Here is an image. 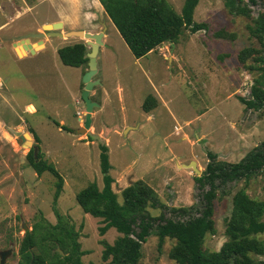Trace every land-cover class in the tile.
Returning <instances> with one entry per match:
<instances>
[{
  "label": "rangeland",
  "instance_id": "rangeland-1",
  "mask_svg": "<svg viewBox=\"0 0 264 264\" xmlns=\"http://www.w3.org/2000/svg\"><path fill=\"white\" fill-rule=\"evenodd\" d=\"M30 1L36 3L33 2L36 0ZM78 1L87 30L104 21L105 14L97 0ZM166 1L176 13H181L185 0ZM6 3L7 6L17 4L16 0H0L2 6L6 7ZM250 9L255 18L262 10L260 2L257 0ZM33 14L44 21L53 17L55 11L42 5ZM193 20L206 23L207 27L196 33L183 30L178 41L170 44L169 51L160 47L163 56L151 63L146 57L136 60L106 19L109 47L97 53V73L93 80L101 83L89 96L100 106L92 112L100 111L99 117L93 119V125L97 123V133L88 134L86 138L85 134L76 132L79 122L75 116L77 110L85 112L81 96L86 68L63 65L57 54L52 56L50 49L47 56L18 62L12 57L9 46L0 44V80L7 90L0 89V100L6 93L17 109V114L11 115L0 110L5 122L16 126L6 128L0 124V253L11 251L6 264H17L20 242L39 222L40 216L51 225L57 224L55 211L78 233V242L84 252L82 263L105 264L100 242L113 245L120 235L115 229H109L100 236L101 221L83 213L76 202L77 194L88 185L103 189L101 146L107 147L108 176L113 180L111 189L120 204L121 191L142 181L154 190L158 199L157 207L149 208L148 213L153 217L176 219L171 213L173 209L201 208L200 179L197 178L204 175L209 153H233L229 149L233 145L236 147L234 142L239 133H246L256 145L264 142V109L247 111L239 100L249 98L253 82V75L237 61L240 50L258 46L247 30L250 21L228 15L222 0H200ZM28 21H31L30 15L19 23ZM219 31L233 34L235 39L215 38L214 34ZM79 42L86 41L72 38L65 44ZM56 45L59 42L54 40L53 46ZM39 65L49 67V78L37 76L35 68ZM49 69L44 70L47 73ZM155 88L160 92L161 103L147 121L141 106L147 96L154 95ZM28 104L36 108L35 115L23 112ZM248 113L250 115H246ZM60 119L66 128L58 131L53 122L58 123ZM29 130L39 136L38 143ZM100 131L105 132L104 135H99ZM13 132L29 134L32 146L39 148L62 177L63 189L56 206H53L56 180L48 172L40 177L36 175L26 160L29 146ZM195 134L203 139L197 141ZM247 155L248 152L241 150L227 159L235 164ZM191 162L196 163L199 175L185 167ZM239 189H245L252 199H264V176L218 189L213 204L216 233L205 237L204 250L217 252L226 242L225 220L231 212L232 195ZM174 243L167 238L159 248L157 230L153 227L142 244L138 264H175L168 257ZM257 260L263 261L264 257Z\"/></svg>",
  "mask_w": 264,
  "mask_h": 264
},
{
  "label": "trees",
  "instance_id": "trees-1",
  "mask_svg": "<svg viewBox=\"0 0 264 264\" xmlns=\"http://www.w3.org/2000/svg\"><path fill=\"white\" fill-rule=\"evenodd\" d=\"M104 14L112 23L132 56L138 60L157 51L164 44L176 43L183 30L196 33L207 27L206 23L193 20L194 10L200 0H185L178 14L166 0H97ZM261 12L254 18L250 6L257 0H222L223 7L230 16L243 17L250 21L247 26L249 36L258 46H249L240 50L237 61L243 69L253 75L249 99H239L247 110L264 109V0H258ZM215 38L234 40L233 34L219 31ZM89 50L85 43L79 42L57 50L60 62L72 68L87 67ZM155 101L147 96L142 111L149 113L155 108ZM60 128L59 124L53 122ZM64 129V128H63ZM35 142L39 139L32 130ZM38 149L35 159L33 150L26 155L29 167L40 177L48 172L56 180L53 206L63 189V179L54 166L44 158ZM101 172L103 189L91 184L80 191L76 202L83 213L99 219L102 227L99 235L109 229H115L120 237L113 245L101 241L102 260L105 264H138L141 259V247L155 227L159 239V248L165 239L175 243L168 257L175 264H264L257 258L264 257V199L255 200L248 196L245 189H239L231 198V212L225 220L224 234L227 238L220 250H204V239L215 235L213 204L221 186L239 181L249 182L253 177L264 176V142L250 152L237 164L217 161L209 153L204 175L199 180L201 208L173 209L176 219L163 216L153 217L149 208L157 207L154 190L142 181L132 183L121 191L122 203L117 201L108 176L107 147L101 146ZM57 224L51 225L42 216L32 231L22 238L18 250L17 264H83L84 252L78 242V233L66 218L55 211ZM37 248V253L34 249Z\"/></svg>",
  "mask_w": 264,
  "mask_h": 264
},
{
  "label": "crops",
  "instance_id": "crops-1",
  "mask_svg": "<svg viewBox=\"0 0 264 264\" xmlns=\"http://www.w3.org/2000/svg\"><path fill=\"white\" fill-rule=\"evenodd\" d=\"M16 2H17V4L11 3V4H8V6L6 3V7L2 6V4H0V44H5V45L9 46L12 57L18 62H22L25 59H29L30 57L47 56L48 49H50L52 56H54L57 54V50L59 48L67 46V44H65L66 41H69V39H72V38L66 39L64 37L53 36V37H44L43 39H26L24 41H21L22 39H24L25 36L43 33L42 27L44 25H51V24L58 23V22H60L63 25L62 30L59 32L61 34H66L68 32H77V31L91 32L94 34H102L103 35L101 38L102 46L99 47L98 52L102 49H106L109 47L110 34L108 32L107 25H106L107 24L106 15L104 16L105 18H104L103 22H97L96 24L91 26V30H87L86 29L87 26L83 22L82 17H81L82 11H81L80 4H79L80 2L78 0H36V1H33V2H36L35 4L34 3L32 4L31 3L32 1H30V0H16ZM95 3L96 2L93 1L94 8H96ZM20 4H22L23 6ZM28 4H30V5H28ZM42 5H47V7H49L51 10L55 11V14L53 15V17L46 19L44 21L38 20L37 16L33 13L38 7H41ZM27 15H30L31 21L19 23L21 21V19L23 17H26ZM54 40L58 41L59 45L53 46ZM39 42H41V44H39ZM85 44H86V42H85ZM86 46H87V44H86ZM87 48H88V50H90V48L88 46H87ZM161 48H163L164 51L165 50L169 51L170 44H164L163 47H161ZM161 50L162 49L159 48L158 51L151 52L148 55H146L145 57L151 63H153V62L157 61L158 56H163V53ZM32 51H33V53H32ZM145 57H143V58H145ZM143 58H141V59H143ZM85 68L86 69H85L84 73H86L89 70L88 65ZM44 69H49V67L44 66V65H39L38 67L35 68V73H37V76H39V77L43 76L42 78H44V77L49 78V76L51 75V70L49 69V71L46 73V71ZM96 73H97V71H96ZM98 82L101 83L100 81H98ZM3 86H4L3 81L0 80V89L7 91L5 89V86L4 87ZM92 95L93 94L91 91L89 96H92ZM151 97L154 99V101L156 103L155 108L152 111H150L149 113L143 112L142 108H141L142 113L147 115V118H146L147 121L151 120L152 116L150 114L152 112H154L161 103L160 92L158 89H156V88L154 89V95H151ZM77 102H79V101L76 100L75 104ZM97 107L100 108L99 104L97 105ZM30 108L32 109L31 111H29ZM0 110H3V111L5 110L4 113L7 112L10 115L11 114H17V109H16V105L14 103V100L12 98H9L6 93H4L1 96ZM77 111H80V110H77ZM23 112L26 113L27 115H30V116H33L37 113L36 108L32 104L26 105ZM76 112H75V116H76ZM99 112L100 111H95L92 114L91 126H90V129L84 135L85 138H86V135H88V134L92 136V135H95L97 133V128H96L97 123L95 125H93V119L99 117V116H97ZM83 113H85V112H83ZM246 115H250V114L248 113ZM76 118H77V121L79 122L78 128L80 130L83 128L82 127L83 123L78 119L77 116H76ZM188 123L189 122H187L186 124H188ZM0 124L6 128L16 127L15 125H9L8 123L5 122L3 116L1 115V111H0ZM58 124L60 126V128L58 127V131H61L62 128H66L63 120L60 119ZM139 126H140V124H139ZM139 126L136 127V129L139 128ZM69 128L70 127H68V129ZM33 130L36 133L35 129H33ZM79 130H77L76 132H78ZM102 133L103 132L100 131L99 135H102ZM104 133H103V135H104ZM36 137H39V136L37 135ZM33 138H34V136H33ZM195 138L198 141L199 139H203V136H199V135L195 134ZM237 140H239V141H237ZM237 140L234 142L236 144V147L231 143V145H233V147L229 149L233 153L227 152V154H226L225 152H223V153L220 152V153L216 154L219 161L222 160L224 162L230 163L232 160H228L227 158H229V156H232V154H238V153H240L241 150H245L246 152H249L252 148L257 146L255 144V142L251 141V138H248L246 133H239V138ZM107 142H108V140H106V143ZM251 145H252V147L250 148ZM177 167H179V164H177Z\"/></svg>",
  "mask_w": 264,
  "mask_h": 264
},
{
  "label": "water",
  "instance_id": "water-1",
  "mask_svg": "<svg viewBox=\"0 0 264 264\" xmlns=\"http://www.w3.org/2000/svg\"><path fill=\"white\" fill-rule=\"evenodd\" d=\"M62 28H63V25L60 22L54 23L51 25H44L42 27L43 33L25 36L24 39H22L21 41H24L26 39H43L44 37H53V36L64 37L66 39L78 38L80 40L86 41L87 46L90 48V52L87 55V58L89 60L88 61L89 70L86 72V74L84 75V78H83V82L85 83V88H84V91H83L82 96H81L82 102L85 105V117H84V121H83V128L77 132L78 134L82 135V134H86V132L90 129L91 121H92L91 120L92 112H93V109L97 107V104L92 102L91 99L89 98V94L93 90V88L95 86H97L99 83L98 81H93L92 79L95 76L96 71H97V69H96V56H97L99 47L102 46L101 38L103 35L102 34L84 33L82 31L68 32L66 34H61L59 32L62 30ZM39 44H41V42H39ZM32 53H33V51H32ZM13 135L15 137L19 138L22 142H24L26 145H28L30 149L33 150L34 157L36 159L38 149L36 146H32L31 136L29 134H26V133L22 134L21 132H13ZM185 167L191 168L192 171L196 175L200 174V172L197 169L196 164L194 162H191L190 164H188ZM10 254H11L10 250L1 252L0 253V264H6V260L10 256Z\"/></svg>",
  "mask_w": 264,
  "mask_h": 264
},
{
  "label": "built area",
  "instance_id": "built-area-1",
  "mask_svg": "<svg viewBox=\"0 0 264 264\" xmlns=\"http://www.w3.org/2000/svg\"><path fill=\"white\" fill-rule=\"evenodd\" d=\"M77 105L79 104V102L76 103ZM76 116L78 117V119L83 123L84 121V117H85V113L77 111L76 112Z\"/></svg>",
  "mask_w": 264,
  "mask_h": 264
},
{
  "label": "flooded vegetation",
  "instance_id": "flooded-vegetation-1",
  "mask_svg": "<svg viewBox=\"0 0 264 264\" xmlns=\"http://www.w3.org/2000/svg\"><path fill=\"white\" fill-rule=\"evenodd\" d=\"M249 97H250V94H249ZM248 99H249V98H248ZM245 109H246V108H245ZM246 110H247V109H246ZM247 111H248V110H247ZM249 111H250V110H249ZM262 143H263V142H262ZM262 143H261V144H262ZM258 146H259V145L255 146L251 151L248 152V154H249L250 152H252V151H253L256 147H258ZM215 156L217 157V155H215ZM217 159H218V158H217ZM242 160H243V159H242ZM242 160H241V161H242ZM218 162H221V161H218ZM222 163L233 164V163H228V162H224V161H223ZM235 164H237V163H235ZM231 184H232V183H231ZM228 185H229V184L224 185V186H228Z\"/></svg>",
  "mask_w": 264,
  "mask_h": 264
},
{
  "label": "bare ground",
  "instance_id": "bare-ground-1",
  "mask_svg": "<svg viewBox=\"0 0 264 264\" xmlns=\"http://www.w3.org/2000/svg\"><path fill=\"white\" fill-rule=\"evenodd\" d=\"M20 46V45H19ZM19 51V50H18ZM20 52V51H19ZM21 53V52H20Z\"/></svg>",
  "mask_w": 264,
  "mask_h": 264
}]
</instances>
